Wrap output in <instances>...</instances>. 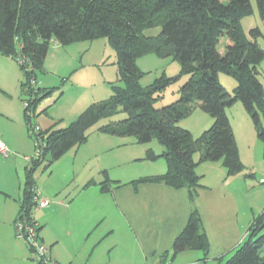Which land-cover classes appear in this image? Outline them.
I'll use <instances>...</instances> for the list:
<instances>
[{
	"label": "trees",
	"instance_id": "obj_1",
	"mask_svg": "<svg viewBox=\"0 0 264 264\" xmlns=\"http://www.w3.org/2000/svg\"><path fill=\"white\" fill-rule=\"evenodd\" d=\"M255 2L264 22V0ZM251 14L250 0H0V56L15 61L24 74L21 87L26 97L21 102L26 130L36 149L29 167L24 169L15 221L36 225L31 214L36 206L35 167L45 159L50 166L70 149L84 144L87 130L102 118L115 115L120 107L128 118L100 128L101 132L133 137L138 144H147L155 137L164 148L160 155L148 150L146 159L164 158L165 173L131 181L135 192L140 184L187 189L189 203L194 205L201 188L193 159L197 151L199 162H219L228 176L240 172L239 152L225 109L239 101L264 147V89L257 78V66L264 59L258 39L264 41V35L252 28L250 39H246L240 25L242 18ZM155 28L160 29L157 35H144L145 30ZM224 37L228 44L220 54L217 46ZM100 38H106L116 54L122 86L113 88L109 99L90 104L64 129L42 130L34 125L38 98L44 93L37 88L36 74L42 72L50 41L67 45ZM148 54L176 60L180 65L178 76H161L142 88L143 73L135 61ZM218 73L235 81L232 94L219 83ZM182 76L187 80L179 89V99L155 108L163 89ZM194 108L212 119L211 126L198 138L178 126ZM104 187L105 184L101 192L106 194ZM263 229L264 209L249 225L247 238L224 264H264ZM39 231L36 225L38 235ZM39 240L42 242L40 237ZM209 247L200 213L193 207L173 240L172 260L179 253L197 251L205 263ZM166 256L167 253L161 258Z\"/></svg>",
	"mask_w": 264,
	"mask_h": 264
},
{
	"label": "rangeland",
	"instance_id": "obj_2",
	"mask_svg": "<svg viewBox=\"0 0 264 264\" xmlns=\"http://www.w3.org/2000/svg\"><path fill=\"white\" fill-rule=\"evenodd\" d=\"M250 4L252 14L242 18L240 23L246 39H250L249 30L252 28H258L264 35V22L259 16L255 0H250ZM159 30V28L147 29L144 35L155 36ZM227 44V38L220 39L217 46L220 54L225 52ZM258 45L264 49L262 38L258 39ZM135 64L143 73L140 79L142 88L149 87L161 76L177 77L180 71L179 63L173 58H159L153 54L137 58ZM257 70L258 81L264 89V59L257 66ZM217 78L223 88L232 94L236 87L235 81L221 73H218ZM186 80L187 77L182 76L164 88L161 98L155 103V108L160 109L176 102L180 96L179 89ZM23 81L24 74L17 64L15 66L12 60L0 56V110H2L0 138L11 145L12 148L7 149L6 157L12 160L13 150L18 152V159L21 156L34 158L36 154L35 145L28 136L25 126L21 102L26 97L21 87ZM36 82L37 88L43 89L44 93L38 98L35 111L37 117L33 118L32 122L34 125H39L42 130L51 127L66 128L90 104L109 99L112 89L122 86L118 78L117 57L106 38L67 45L51 40L42 72L36 74ZM225 114L237 142L242 170L233 176H228L221 163L199 162L200 152H195L193 158L196 162L195 173L200 178L201 188L197 190L193 203L204 205L209 201L219 203L222 200L225 209L220 217L227 225L226 231L233 232V229L235 231L245 227L247 222L251 224L263 212L264 147L256 135L250 116L239 101L226 108ZM127 118L122 108H118L115 115L102 118L87 130V140L84 144L70 149L50 166L45 159L35 167L33 171L35 193L43 197L41 199L46 198L45 200L49 202L47 207H53L51 211L53 214H50L47 208V210L35 206L32 208L31 214L37 215L42 229L55 235L64 232V229L77 232L80 227L88 223L86 219L89 213L99 212L102 209L106 213L105 218L101 219L100 227L107 225L116 227L115 219L118 213L124 211L125 202L133 199V193L146 197L147 193L146 195L142 193L152 184H140L135 192V186L131 181L163 174L166 170L164 158L159 157L155 161H149L146 159V153L151 150L155 155H160L164 148L155 137H152L147 144H138L133 137H116L100 131V128L106 125ZM261 121L264 126L263 119ZM211 124L212 119L208 114L194 108L191 115L182 119L178 126L189 131L193 138H198ZM103 172H106V175ZM104 184L106 186L104 188L108 191L106 194L101 192ZM161 187H165L166 191L173 193V196L176 194L175 190L167 186ZM185 191L186 189H183L181 192L183 201L178 196L162 201L159 196L151 195V200H154V204L156 201L160 213L156 218L147 215L148 211L139 214L134 222L128 217L131 225L140 222L142 228H146L149 232L154 230L158 237L162 235V239L156 244H146L145 247H141L131 234L129 240L123 241V249L117 248L112 252L113 259L115 257L117 260L113 264L119 261V264H156L165 253L168 256L165 258L166 264H182V262L224 264L232 256L238 247L222 254L220 250L224 242L214 240L209 247L205 263L197 261V258H201V252L197 251L179 253L172 260L173 239L185 224L183 218L180 220V215L184 213V206L187 208L190 204L187 200L188 195L184 194ZM87 197H90L89 201H86ZM60 201H66L68 204L73 201L74 204L70 210H65L58 205L57 202ZM127 216L130 215L127 213ZM15 222L12 226V236L9 233V236L0 235L2 244H11L12 239L24 241L23 238L16 236ZM169 233L171 234L166 240L165 236ZM80 241L79 239L75 245L80 243L81 246L82 241ZM226 244L231 242L227 241ZM46 247L50 253V248ZM5 260L8 261L9 258L5 256Z\"/></svg>",
	"mask_w": 264,
	"mask_h": 264
},
{
	"label": "crops",
	"instance_id": "obj_3",
	"mask_svg": "<svg viewBox=\"0 0 264 264\" xmlns=\"http://www.w3.org/2000/svg\"><path fill=\"white\" fill-rule=\"evenodd\" d=\"M13 63L16 66V62L13 61ZM4 141L5 140H3V138H0V143L3 144L6 149H8L9 147L12 148L9 143ZM13 151V160L7 158L3 153L0 152V235L4 236H9V234L10 236H12V226L17 218L19 202L22 196L24 169L28 166L30 159L29 156H21L18 159V152H15V150ZM20 177L22 178L20 179ZM161 186L164 185L152 184L151 186H148L150 188L144 189L142 193L145 195L147 193L146 197L133 193V199L127 200L124 204V211L121 209V212H123L118 213L115 219L116 227H109L108 225L107 227H100V223L102 222L101 219L105 218L106 213V211H104L103 209L99 212L93 211L92 213H89L86 219V222L88 223H85L84 227H80L77 232L72 231L71 229H64V232L61 231L58 235L57 233L56 235L53 233L49 234L47 231H45V229H42V226L39 224L40 222L36 214L32 215V218L38 228H40L39 235L42 243L50 248L49 255L57 263L113 264L114 262H117V260H115V257L113 259L111 255L112 252L117 248L123 249V241L129 240L131 234L136 243L141 247H145L146 244H156L162 239V235L158 237L154 233V230L149 232L146 230V228H142L140 222H137V224H134V226L131 225L128 218L130 217L134 222L135 218L138 217L139 214H143L145 211H148L147 215L151 216L152 218L160 216L156 201L155 205L153 202L154 200H151L152 196H159L162 201L173 199L174 196L180 197L181 200L183 199V195H181L183 189L175 190L176 194L173 196V193H170V191H166L165 187L162 188ZM35 194L38 195V197L43 198L39 194ZM184 194L188 195L187 189ZM147 197H149L150 199H146ZM89 200L90 197H87L86 201ZM57 203L65 210H70L72 208V205L74 204L73 201L69 204L66 203V201H60ZM119 205L120 204H117V206ZM47 206L44 208H47L48 212L50 211L49 213L53 214L51 213V211H53V207ZM193 207L197 208L198 212L200 213L203 227L210 245H212V241L214 240H220L221 242H224V244H222V250H220V253L225 254L228 251L236 249L247 238L248 225L250 224V222H247V225L240 230L235 229L234 231L233 229V232L226 231L227 225L220 217L225 209L222 200L219 203L209 201L208 204L204 205H200L198 203L194 205L189 204L187 208L184 206V213L180 215V220L183 218V223L186 222L185 220L187 219L188 214ZM89 208L91 209L90 205ZM164 208H166V206ZM127 213L130 216H127ZM166 217H168V215ZM44 223H42V225ZM170 234L171 233L166 234V240L169 238L168 236ZM77 238L78 240L75 241V239ZM79 239L82 241L81 246H79L80 243L78 245H75L79 241ZM19 241L12 239L11 244H2L0 242V264H38V262L34 258L33 253L28 249L26 243L22 240L21 242ZM227 241H230L231 244H226ZM5 256L9 258L8 261L5 260ZM165 258L164 260L162 258H159L156 264H161L162 260L163 263L166 264ZM201 258H197V261L199 262ZM119 263L120 261L116 264ZM182 264L187 263L182 262Z\"/></svg>",
	"mask_w": 264,
	"mask_h": 264
},
{
	"label": "built area",
	"instance_id": "obj_4",
	"mask_svg": "<svg viewBox=\"0 0 264 264\" xmlns=\"http://www.w3.org/2000/svg\"><path fill=\"white\" fill-rule=\"evenodd\" d=\"M37 128H35V132H37ZM0 152L5 156L7 155V149L3 144L0 143ZM36 203L35 207L44 208L49 202L45 199H41L38 195L35 194L33 198ZM16 236L19 238H23L26 242L27 246L34 253V258L41 262L42 264H58L55 260L50 259L48 254L47 247L39 240V235L36 232V225H27L23 220H17L14 224Z\"/></svg>",
	"mask_w": 264,
	"mask_h": 264
}]
</instances>
